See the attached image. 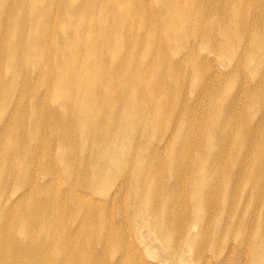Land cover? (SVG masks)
Returning a JSON list of instances; mask_svg holds the SVG:
<instances>
[{
    "label": "bare ground",
    "instance_id": "obj_1",
    "mask_svg": "<svg viewBox=\"0 0 264 264\" xmlns=\"http://www.w3.org/2000/svg\"><path fill=\"white\" fill-rule=\"evenodd\" d=\"M263 82L264 0H0V264H264Z\"/></svg>",
    "mask_w": 264,
    "mask_h": 264
},
{
    "label": "rangeland",
    "instance_id": "obj_2",
    "mask_svg": "<svg viewBox=\"0 0 264 264\" xmlns=\"http://www.w3.org/2000/svg\"><path fill=\"white\" fill-rule=\"evenodd\" d=\"M252 67L253 66H250L247 69L246 68H243L242 74H240L239 76L238 75H234V74H230L232 67L231 68H228V67L222 68V72H221L220 76H221L222 82L225 85V89H228V88H231V87L234 88V89L231 88V90L227 94V97L226 98L223 97V98L220 99V102H222L221 103V106L222 107L226 108L227 105L230 104V102H231V100L233 98L234 93H237L240 90V88H243L244 85L247 84V83H250L249 86L247 87V92H246V94H241L243 96V99H241L239 97V102H240L241 105H243V104L245 105V104H248L249 103V94H251L252 91L257 87L258 80H259V76L258 77H254L253 75H251L250 69ZM5 69H6V67L5 68L4 67L2 68V74L4 73ZM261 72H262V69L260 70V73ZM256 81H257V84H256ZM261 88H262V91L264 93V82L261 84ZM187 89L189 90V88H187ZM192 92L195 93L193 89L192 90L190 89L189 92L187 91L183 95V98L186 99V101L190 105H193V103L196 101V97H195L194 94H192ZM181 99H182V95H181ZM197 102L199 104H204V106L207 105V103L205 101H203V100H200V101H197ZM200 107H199V109H200ZM202 108H203V106H202ZM255 118H256V120H259L261 118H264V111H256L255 112ZM263 133H264V129H263ZM247 142L248 143H251L250 136H249ZM263 146H264V139H263ZM235 166H237V165L235 164ZM227 167H229V166H227ZM241 167H244V166H241ZM163 175L164 176H167L166 173H163ZM259 178H260V184H261L260 187H261V189L262 188L264 189V170L262 171V174L260 175ZM258 181H259V179L256 180V182H258ZM238 219L239 218H237V220ZM235 227L231 228L230 231L233 232V233H235V234H238L239 231H240V233H242V227L238 226L236 228V230L234 231V228ZM196 232H197V230H194L193 234L195 235ZM246 234H247V231H246ZM129 235H130V237H132V235L130 233H129ZM244 235H245V233H244ZM158 245L159 244H155V247L149 248L147 250H143V253H144V261H146L148 264H156V261L155 260H158V258L162 257V252L160 250L163 249V247L162 246H159L158 247ZM213 262H211V264Z\"/></svg>",
    "mask_w": 264,
    "mask_h": 264
}]
</instances>
